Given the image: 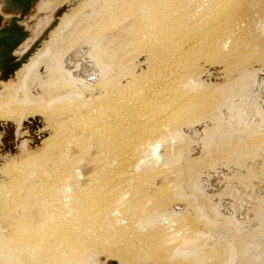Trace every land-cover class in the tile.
<instances>
[{
    "label": "bare ground",
    "instance_id": "bare-ground-1",
    "mask_svg": "<svg viewBox=\"0 0 264 264\" xmlns=\"http://www.w3.org/2000/svg\"><path fill=\"white\" fill-rule=\"evenodd\" d=\"M34 5L52 3L36 0L21 26ZM52 10L28 44L23 26L7 78L0 56V81L20 76L0 93V151L15 154L21 122L31 134L19 147L34 148L0 165V264H241L229 223L251 237L249 264H264V208L251 217L228 188L264 193V0H60ZM0 14L20 18L1 3Z\"/></svg>",
    "mask_w": 264,
    "mask_h": 264
},
{
    "label": "rangeland",
    "instance_id": "rangeland-1",
    "mask_svg": "<svg viewBox=\"0 0 264 264\" xmlns=\"http://www.w3.org/2000/svg\"><path fill=\"white\" fill-rule=\"evenodd\" d=\"M49 1H51V3H52V6L50 7V9H48V10H46V11H44V12H39L38 11V9H37V6L36 5H34L33 7H32V9H31V11H30V13L25 17V19L24 20H22L21 21V24L25 27V29L29 32V37L27 38V39H29V40H27V43L26 44H28L29 42H30V40L32 41V40H34V39H38L40 36H42L44 33H46V31L47 30H49L50 28V26H51V22L52 21H55L56 19L54 18V10H52V8H54L55 6H57L59 3H60V0H49ZM38 2V1H37ZM57 4V5H56ZM55 5V6H54ZM54 6V7H53ZM53 12V13H52ZM46 17H48V18H50V20H48V18H46ZM11 18V17H10ZM10 18L8 17V16H6V17H4L3 18V24H5V23H7V22H9V20H10ZM49 28V29H48ZM125 35H129V34H125ZM34 37V38H33ZM29 41V42H28ZM77 41V39H76V37L74 38V37H72V39L65 45L64 43H63V45H62V42H59L60 44H58L57 46V49L59 50H63V49H68V47L67 46H70V45H72L74 42H76ZM24 43V42H23ZM22 43V44H23ZM72 43V44H71ZM21 44V45H22ZM21 45L17 48V50L14 52V54L15 55H18L19 56V54H20V52H21V50H22V48H20L21 47ZM62 45V46H61ZM61 47V48H60ZM112 48L113 49H117L116 51L114 50H112ZM106 53L107 54H104V55H107L108 57H110V59H113L112 57H114V55L116 54L117 56H118V54H119V47H113V46H108V47H106ZM55 50V47H53L52 48V51H54ZM103 54V53H102ZM115 58V57H114ZM39 78V80H40V78L41 77H38ZM17 79V80H16ZM18 79H20V76H18V75H14L13 77H11L10 79H8L7 81H0V93H6V89L8 90L7 92H9V90H11V89H9L8 87H11V86H14L15 85V83H18L19 82V80ZM42 79V78H41ZM57 79L58 80H60V78L57 76ZM18 81V82H17ZM3 90V91H2ZM250 119H252V118H250ZM26 120V119H25ZM254 122H256V121H254ZM253 122V123H254ZM21 125H19V129H18V137H17V134H16V137H17V140L16 141H13L14 143H20V141L22 140V138L21 137H23V135H28V136H30V134H31V128H29L25 123H23V122H21L20 123ZM6 131L5 130H0V149H6V147H5V144L3 143V141L1 140V138H4L5 137V135H6V133H5ZM22 135V136H21ZM32 141V140H31ZM19 143L18 144H16L15 145V147H14V149H15V154H6L7 152L6 151H0V165H2L6 160L7 161H12V160H18V159H20L21 157H22V155H24V153H26V152H28V151H32V150H34V148H32V147H30L29 145H27V147L26 148H21V147H19ZM264 145V144H263ZM17 146H18V148H17ZM260 148H263L262 149V151L264 152V146L263 147H260ZM19 150V152H17L16 153V151H18ZM263 152H261L262 154H263ZM22 154V155H21ZM16 157H15V156ZM261 154H259V155H257L255 158L257 159V160H255V161H253V162H255V164L254 165H252V172H256L257 174H259V172H260V168H262V160L260 159L261 157ZM4 157V158H3ZM18 158V159H17ZM259 159V160H258ZM42 166V167H41ZM46 163L44 162V161H42V163L40 164V167H41V171H43V170H45L46 169ZM207 172L206 171H204V175L206 174ZM244 174H246V170L245 171H243L241 174H238L236 177H240V176H243ZM258 181V179H256L254 182H253V184H257L256 182ZM236 186V187H235ZM244 185H239L238 184V181L237 182H234L233 183V185H229V191L231 190L232 192H233V197H234V199H233V201H236V203H240V202H242V203H245V204H243V206H245L246 207V209H248L249 210V212H250V216L251 217H254L255 216V213H256V211L258 210V209H262V208H264V204H260L258 201V199L259 198H261V197H263L264 196V193H260V191H262V190H259V189H256L255 191H254V193L252 194V198H249L248 196H244L245 195V191L242 193V194H239L238 193V191L242 188L243 190H246V189H244ZM250 186H248V187H246V188H249ZM228 191V192H229ZM193 194V193H192ZM196 195V194H195ZM257 195H259V196H257ZM197 196V202L199 203V204H203L204 206H205V208H206V211H207V213L211 216V217H213V215L210 213V211H209V208H208V205H207V202L205 201V200H203V199H201L198 195H196ZM227 196V195H226ZM259 197V198H258ZM255 199H257V200H255ZM224 201H226V202H229V200H224ZM257 201V202H256ZM189 202L191 203V200H189ZM244 207V208H245ZM228 226H229V228L231 229L230 231H229V233H230V236H231V238H233V243H234V245H235V250H236V254H237V262L241 259V258H243L244 259V261L243 262H241V264H249L250 263V261H249V259L247 258V256H246V253H245V247H247V243L248 242H250L251 241V237H250V235H247V234H245V233H242V234H236V232H234V229L231 227V225H230V223L228 224ZM256 241H258V243L260 244V245H264V239H262V241H260L259 239H257ZM261 242V243H260ZM238 251H240L239 252V254H238ZM109 259V257H106V256H104L103 258H100L99 260H98V263L97 264H108V260ZM110 264V263H109Z\"/></svg>",
    "mask_w": 264,
    "mask_h": 264
},
{
    "label": "water",
    "instance_id": "water-1",
    "mask_svg": "<svg viewBox=\"0 0 264 264\" xmlns=\"http://www.w3.org/2000/svg\"><path fill=\"white\" fill-rule=\"evenodd\" d=\"M35 1L36 0H0L4 11L13 14L20 13V18L13 15L9 22L5 24L2 23L3 18L0 14V56L3 51L7 65V70L4 72L3 78H7L9 72L19 64V61L14 60L11 52L27 35V31L18 23V19H21L24 12L29 11ZM10 73H12V71Z\"/></svg>",
    "mask_w": 264,
    "mask_h": 264
}]
</instances>
